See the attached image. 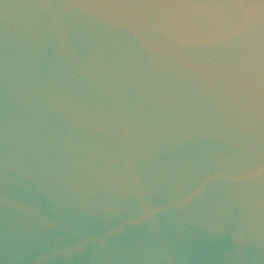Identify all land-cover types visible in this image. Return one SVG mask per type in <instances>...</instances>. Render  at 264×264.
I'll return each mask as SVG.
<instances>
[{
  "label": "water",
  "instance_id": "obj_1",
  "mask_svg": "<svg viewBox=\"0 0 264 264\" xmlns=\"http://www.w3.org/2000/svg\"><path fill=\"white\" fill-rule=\"evenodd\" d=\"M0 264H264V0H0Z\"/></svg>",
  "mask_w": 264,
  "mask_h": 264
}]
</instances>
